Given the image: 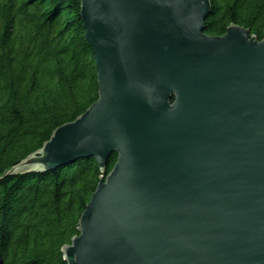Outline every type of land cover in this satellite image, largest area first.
I'll list each match as a JSON object with an SVG mask.
<instances>
[{
  "label": "water",
  "instance_id": "1",
  "mask_svg": "<svg viewBox=\"0 0 264 264\" xmlns=\"http://www.w3.org/2000/svg\"><path fill=\"white\" fill-rule=\"evenodd\" d=\"M210 12V0H81L98 99L8 170L94 157L105 172L117 154L68 264H264V37L207 34Z\"/></svg>",
  "mask_w": 264,
  "mask_h": 264
},
{
  "label": "trees",
  "instance_id": "2",
  "mask_svg": "<svg viewBox=\"0 0 264 264\" xmlns=\"http://www.w3.org/2000/svg\"><path fill=\"white\" fill-rule=\"evenodd\" d=\"M205 33L230 24L264 37V0H210ZM81 0H0V258L2 264H68L63 248L103 172L94 157L45 171L8 170L99 96ZM172 100V99H171Z\"/></svg>",
  "mask_w": 264,
  "mask_h": 264
}]
</instances>
